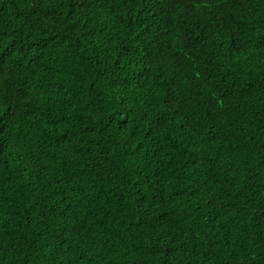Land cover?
Masks as SVG:
<instances>
[{
    "label": "trees",
    "instance_id": "16d2710c",
    "mask_svg": "<svg viewBox=\"0 0 264 264\" xmlns=\"http://www.w3.org/2000/svg\"><path fill=\"white\" fill-rule=\"evenodd\" d=\"M0 264H264V0H0Z\"/></svg>",
    "mask_w": 264,
    "mask_h": 264
}]
</instances>
